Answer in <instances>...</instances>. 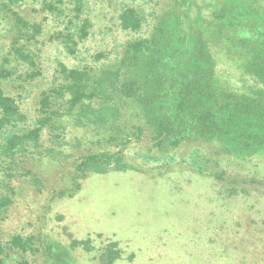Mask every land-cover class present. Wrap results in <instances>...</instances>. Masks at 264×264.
Segmentation results:
<instances>
[{"label": "rangeland", "instance_id": "obj_1", "mask_svg": "<svg viewBox=\"0 0 264 264\" xmlns=\"http://www.w3.org/2000/svg\"><path fill=\"white\" fill-rule=\"evenodd\" d=\"M82 1L81 18L91 27L87 38L74 40L72 54L54 40L68 34L62 18L57 21L35 5L15 7L41 25L30 46L37 56L33 71L40 72L32 79L27 78L31 69L11 57L14 22L0 14V65L11 72L1 87L19 107L20 130L34 126L39 101L60 79L61 69L116 65L126 41L149 34L151 13L166 0ZM246 1L264 5V0ZM127 8L142 19L136 32L119 27ZM118 105L119 112L97 132L74 128L61 114L63 103L53 102L52 110L62 112L43 131L41 154L32 160L37 182L14 174L17 202L5 230L42 232L51 243L69 248L74 264H108L114 256V264H264V177L223 162L213 146L185 145L165 154L135 142L149 141V131L132 105L124 100ZM125 143L121 164L89 167L74 182L83 156L114 153Z\"/></svg>", "mask_w": 264, "mask_h": 264}, {"label": "trees", "instance_id": "obj_2", "mask_svg": "<svg viewBox=\"0 0 264 264\" xmlns=\"http://www.w3.org/2000/svg\"><path fill=\"white\" fill-rule=\"evenodd\" d=\"M68 2L0 0V14H9L16 30L11 57L19 67L31 69L27 78L40 74L33 71L37 56L30 46L41 34V25L15 7L35 5L57 21L62 18L68 34L54 40L72 54L74 40L87 38L91 24L81 18L82 0ZM259 4L166 0L151 13L149 34L126 41L116 65L61 69L60 79L39 101L38 119L27 130L18 128L19 107L1 87L11 72L0 65V264H74L69 248L51 243L42 232L5 230L17 202L14 174L20 171V176L37 182L32 160L41 154L43 131L57 123L55 117L62 112L52 110L54 101L63 103L61 114L74 128L98 132L124 100L149 131V141L135 142L165 154L185 145L213 146L223 162L264 177V5ZM141 21L132 8L119 15L124 31H138ZM54 140L59 143V137ZM120 145L114 153L83 156L74 182L89 167L121 164L126 143ZM117 260L114 256L108 264Z\"/></svg>", "mask_w": 264, "mask_h": 264}]
</instances>
